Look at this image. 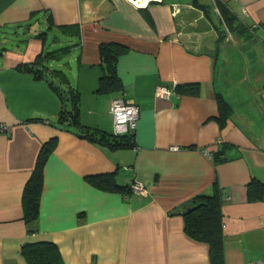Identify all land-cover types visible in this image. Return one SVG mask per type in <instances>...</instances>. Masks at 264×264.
Returning <instances> with one entry per match:
<instances>
[{"label":"crops","instance_id":"0c3cea01","mask_svg":"<svg viewBox=\"0 0 264 264\" xmlns=\"http://www.w3.org/2000/svg\"><path fill=\"white\" fill-rule=\"evenodd\" d=\"M215 1L197 0L208 18L194 0H0V123L11 126L0 133V264H27L21 248L34 240L54 242L65 264H210L208 243L174 210L214 183L224 263L264 264V0H218L236 17L229 26ZM102 44L119 51L117 88L100 87ZM46 48L63 50L47 63L77 89L85 127L111 133L122 91L139 106L131 144L57 127V92L23 67ZM160 84L169 97L155 95ZM51 138L28 224L23 188ZM97 175L126 188L100 189Z\"/></svg>","mask_w":264,"mask_h":264},{"label":"trees","instance_id":"16d2710c","mask_svg":"<svg viewBox=\"0 0 264 264\" xmlns=\"http://www.w3.org/2000/svg\"><path fill=\"white\" fill-rule=\"evenodd\" d=\"M195 6L202 9L206 17L209 16V10L206 6L199 4L194 0ZM215 5L221 18L226 25L235 22L234 13L221 1L216 0ZM61 49L49 50L46 48L38 55L33 62L25 64L23 67L33 71L36 77L46 79L53 89L57 92L61 107L57 118V127L70 130L75 134L85 137L91 141L103 142L112 147H123L132 143L133 135L115 136L113 130L111 133L98 129H89L82 125L78 119V91L71 86L60 69L50 67L48 59H52ZM100 58L104 63V70L100 76V87L117 88L119 84L115 71V60L118 50L110 44H102L99 47ZM44 71H49L52 76H48ZM65 83V84H64ZM120 85H118L119 87ZM56 144V139L51 138L45 141L38 152L34 169L26 181L22 193L23 219L26 223H33L39 216L40 198L43 185V167ZM219 155L213 153V157ZM89 180L98 188L103 190H123L126 188L114 181L111 175H97L88 177ZM259 195L262 193V186ZM251 188V183H250ZM221 192L216 183L213 186V193L210 195H199L190 202L196 204V207L190 212L183 213L184 230L191 237L204 241L209 245L210 264H225L223 255V235L221 225ZM30 233L35 229L28 230ZM22 254L27 264H65L57 245L49 240L27 241L22 245Z\"/></svg>","mask_w":264,"mask_h":264},{"label":"built area","instance_id":"2783aa9c","mask_svg":"<svg viewBox=\"0 0 264 264\" xmlns=\"http://www.w3.org/2000/svg\"><path fill=\"white\" fill-rule=\"evenodd\" d=\"M136 7L146 6L151 1L161 0H127ZM172 91L165 85H157L155 87V95L167 98ZM110 113L112 115V130L115 136L133 135L136 124L139 118V106L135 103L128 102L125 98V93L122 91L119 95L114 97L110 103ZM10 125L0 123V133L9 132ZM209 157H213L212 153L208 150L205 151ZM130 189L139 194H145L146 188L140 181H134L129 185ZM248 264H262L261 262H249Z\"/></svg>","mask_w":264,"mask_h":264},{"label":"water","instance_id":"95a60500","mask_svg":"<svg viewBox=\"0 0 264 264\" xmlns=\"http://www.w3.org/2000/svg\"><path fill=\"white\" fill-rule=\"evenodd\" d=\"M195 207H196V204H194L192 202H188V203L183 204L181 207L175 209L174 212L179 213V214H183V213L190 212Z\"/></svg>","mask_w":264,"mask_h":264}]
</instances>
